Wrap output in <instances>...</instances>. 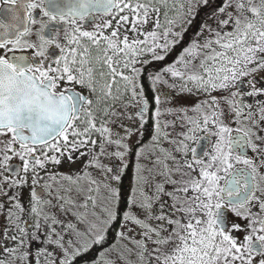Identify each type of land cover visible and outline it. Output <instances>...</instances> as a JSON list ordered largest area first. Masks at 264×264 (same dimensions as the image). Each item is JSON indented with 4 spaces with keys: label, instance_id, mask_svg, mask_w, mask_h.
Wrapping results in <instances>:
<instances>
[{
    "label": "snow or ice",
    "instance_id": "snow-or-ice-1",
    "mask_svg": "<svg viewBox=\"0 0 264 264\" xmlns=\"http://www.w3.org/2000/svg\"><path fill=\"white\" fill-rule=\"evenodd\" d=\"M184 2L180 0L181 5ZM188 2L191 3V0ZM204 3L207 4V0ZM157 4L166 7L168 0H0V138L9 137L7 141L0 139V145H4L0 147V169H8L9 174L19 176L18 170L9 168V162L19 158L24 165L23 172L34 173L32 180L35 187L37 177L44 179L36 171L37 168L45 170L49 164L60 166L65 159L69 165H75L78 159L91 154L90 162L82 170L83 175H50V179L61 184L62 189L64 185L68 186L64 189L67 196L56 197L60 202V212L67 215L72 209H84L82 213L77 211L73 215L77 217L76 224H84L85 230L81 231L71 223L61 224L54 213L49 214L45 210L55 209L57 205L51 201L45 203L33 191L29 214L33 218L35 231H29L28 227L23 226L24 209L13 197L11 206L14 211L7 216L8 230L0 233V264H41V260L47 261V264H74L76 258L84 256L93 247L106 244L108 234L117 226L116 242L102 253L113 254L117 259L108 260L107 264H132L124 251L129 256L137 255L139 264H144L145 260L155 261L156 264H264V217L252 219L250 234L244 236L241 246L231 234L239 233L242 229L238 225L227 228L225 215L221 211L225 209L239 217L241 213L236 210L245 209L255 199L257 169L264 168V160L257 166L245 153L249 149L254 153L264 151L255 146V141L264 142L259 135V132H264L261 126L264 124V106L258 108L255 114L260 116V122H251V128L247 130H241L239 126H225L222 113L218 110L215 114L211 109L202 111L208 103L216 104L218 109L215 100L202 101L192 109L198 117L194 123L189 119L190 131L182 139L197 143L193 133L207 132L218 139L213 154L208 155L205 151L198 153L193 148L191 161L182 163L161 149L165 159L152 161L159 169L156 175L162 177L156 185L155 200L159 203L161 197L172 199L174 219L168 215H154L153 197L145 196L143 192L140 195L146 202L138 207L146 213L144 217L133 213L121 216L116 205L111 203L112 200L118 202L119 193L110 184L104 187L111 206L101 207L91 196V191L99 193V188L86 169L101 168L117 184L123 174H114L112 169H104L99 164L106 145L123 149V152L115 153L116 159L122 160L128 152L123 139L130 137L129 130L125 129L127 136L121 138L116 134L113 138L112 131L105 124L108 117L119 119L117 112L113 111L117 101L122 103L118 80L124 82L125 90L131 87L133 100L141 105L143 113H147L149 105L144 101L143 91L139 96L135 91L137 78L143 75L137 63L142 62L143 55H152L157 61L165 60L185 31L182 26L180 33L164 32L161 41L157 35L160 29L158 20L151 33L140 31V28L147 27L153 14H159ZM2 5L9 7L4 9ZM230 8L234 12H228ZM37 9L43 12V16L34 19L33 13ZM188 15L195 18L191 9ZM218 15H227L226 20L219 21L220 28L232 30L213 32L207 29V25L203 26L215 38L203 43L194 42L175 64L165 69L173 79L191 85L193 94L203 92L210 96L212 92L235 88L248 76L264 72V59L261 58L264 57V0H227ZM101 17L105 22L97 24L93 32L77 27L78 23L83 26L84 21ZM37 24L40 32L34 33L29 26ZM57 24L67 25L63 29L66 33L64 44L59 43V32L54 27ZM53 32H56V36L52 35ZM129 32L132 36L128 35ZM169 35L174 37L171 42ZM32 36L37 37L35 42L26 39ZM138 36L143 40L136 39ZM201 36L203 31L198 34L197 40ZM53 47L58 49L59 58H49L47 50ZM204 53L210 55L204 56ZM126 71L132 72V76L124 75ZM160 82L159 77L153 81L154 84ZM249 84L255 89L254 82L249 81ZM247 94L264 96V91L253 90ZM232 97L236 99L237 93L233 92ZM110 101L112 103L108 107ZM156 104H160L159 98ZM233 108L235 124L250 106L237 102ZM160 114L157 109V120ZM144 123L147 121L142 120V125ZM209 126L215 132H209ZM253 129H259V132ZM159 132L157 128L158 136ZM93 134L104 143L93 139ZM200 139L205 140L204 137ZM14 145L20 150L17 151ZM200 147L203 149L204 145ZM36 149H41L43 155H37ZM95 149H99V154ZM179 151L183 156H188L187 144L181 145ZM201 155L208 163L201 159ZM168 161L177 164L175 171L169 167ZM237 165L243 167L237 168ZM143 171L142 168L138 169V182L139 179H147L142 176ZM193 173H197L199 178L194 177ZM174 176L180 179H173ZM85 178L92 187L85 202L78 204L71 194L75 189L77 196L84 195L80 181ZM260 179L264 180V176H260ZM221 180L224 181L223 187H219ZM10 183L13 187H24L28 182ZM167 185H171L174 191H166ZM46 187L51 188L52 185L47 184ZM260 192L264 195V189H260ZM190 193L193 195L190 196ZM0 194L7 195L2 186ZM255 203L264 213V202L255 200ZM89 206L93 210L99 209L101 214L93 211L89 217ZM132 207H137L134 200ZM2 213L3 207L0 206ZM198 214L206 217V220L197 218ZM242 218L249 219L247 215ZM150 221L156 222V226ZM45 227L49 230L45 231ZM132 232L138 236L142 233L143 239H133L127 234ZM69 235L73 236L72 240L65 239ZM121 241L127 242L123 245L124 251L121 250ZM33 243L43 245L37 249L35 258L31 253ZM12 244L15 247H11ZM149 244L153 246L151 252ZM170 245L174 247L169 248ZM53 247L61 252V258L48 251ZM133 249L137 252L134 253Z\"/></svg>",
    "mask_w": 264,
    "mask_h": 264
},
{
    "label": "flooded vegetation",
    "instance_id": "flooded-vegetation-1",
    "mask_svg": "<svg viewBox=\"0 0 264 264\" xmlns=\"http://www.w3.org/2000/svg\"><path fill=\"white\" fill-rule=\"evenodd\" d=\"M174 2H175V7H173L172 10L166 11V13L171 14V15H175V17H176L175 31L174 32L180 33L182 26L185 28V31L181 34V39L177 43L176 47L171 48L169 50V52L167 54V58L163 61H158L160 64L159 68H158L159 70L154 74V76L157 73H159L162 69H164L165 67L170 66L174 61H177L179 59L178 56L182 55V53L186 49H188L194 42L195 43L207 42L209 40L207 29L211 25H214L216 23H218V25H220L219 24L220 20H222V19L226 20L227 19V15H225L223 17L218 15L219 9L223 6V4L225 2H227V0H207V4L204 3V0H200L199 3H197V0H191V3H189L188 0H185L183 5H181L180 0H174ZM2 7L8 8L9 5H2ZM181 7H183V11H181ZM189 9H191V11L195 17L194 19L190 18L188 15ZM228 12H229V10H228ZM42 16H43V12L39 11V9H37V11L33 13L34 19H39ZM108 19L110 20L111 18L109 17ZM42 22H46V21H42ZM104 22H105L104 18L101 17L98 20H86L83 22V26H81V24L78 23L77 27L81 28L82 31L86 30L89 32H93L96 30L97 24H103ZM113 23H115V22H113ZM205 25H207V29H205L203 27ZM188 26H191V27L188 28ZM29 27H31V30L34 33L40 32L39 24H37L35 26L30 25ZM54 27L56 28V32H59V43L64 44L65 43L64 37H65L66 33L63 31V29H65L67 27V25L57 24ZM218 27H220V26H218ZM231 30H232L231 28L228 29V31H231ZM202 31H203V36H201L199 38V40H197L198 34ZM56 32H53L52 35L56 36ZM142 32H144L146 34L150 33V31L145 32L144 29L142 30ZM26 39H30L33 42H35L37 40V37L32 36V37L26 38ZM173 39H174V37H172V40ZM142 40H143V37H142ZM47 51H48L49 58H59V56H60L58 49H56L54 47L49 48ZM0 55H2V53H0ZM261 58L264 59V57H261ZM156 61L157 60H155L153 62H156ZM38 62H41V61H34V63H38ZM43 62L48 63L49 61H43ZM150 65H151V63L145 65L142 68L143 75H140L137 78L138 92L140 94L141 90L144 89V91H145V92H143L144 93V101L147 103H149L147 97L150 94V83H149ZM154 76H153V81H154ZM153 81L151 83V89L154 93V105H153L152 109L148 108V110H147V118L144 120L147 122L149 121L150 114H152L153 110L157 106L156 105V93H155V90L153 88ZM249 81L254 82L255 89H253L251 87V85L249 84ZM76 90L80 91L79 89H76ZM253 90L264 91V72H257L253 76H248L246 79L242 80L235 88H231V94L233 92H235V93H237V97H236V99H233V97L231 95V99H229L230 103L224 104L225 106H227L228 108L231 109L232 113L230 114L227 111L228 115H227L226 121H224L223 123L228 122L232 119V124H231L230 128H236L237 126H239V128L241 130H247V129L251 128V122H253V121H255L257 123L260 122V116L255 115V114L257 113L258 108H260L261 106H264V96H249L247 93L250 91H253ZM162 93H163V97L161 98L162 101L164 98H167V97H177V96H180L179 98L183 97V95H175V93L172 90H170L169 88H165ZM237 102H239L240 104L249 105L250 108L245 109L244 110L245 115L241 116L240 120L234 124L233 121L236 119V117H235V109L233 108V105L236 104ZM141 111H142V109H141ZM245 120H247L249 122L248 123H240V121H245ZM145 124L146 123L143 124L141 132H139V133L133 132V135L138 136V138L136 140L137 144L134 145V150L139 145L147 144V142L150 141V139L152 138L151 135L153 133L154 127L152 128V132L150 134V137L147 138L146 140L144 139L143 127ZM261 126L264 127V124H262ZM257 130L259 132V129H257ZM253 131H256V129H253ZM120 133H121V135H120ZM170 133L172 135V138L176 137V135L173 134V132H170ZM116 134H119V136L122 138L124 135V126H119L118 128H116L114 138H115ZM233 134L235 135V133H233ZM183 135H187V131L183 132ZM259 135L262 138H264V132H259ZM160 137H159V139H160ZM201 137H204L205 140L202 141L200 139ZM0 139L7 141L9 139V137H4V138H0ZM253 139L255 141V138H253ZM196 141H197V143H195L191 149L195 148L198 153L205 151L208 154L211 151H213V146H212V144H210L208 135L202 134ZM172 145H173V148L170 150ZM200 145H204L203 149L200 147ZM180 146H181L180 144H170V142H169L167 145L168 153L171 154L172 152H175L176 156H180L181 151H178ZM255 146L259 149L264 150V142L255 141ZM0 147H4V145H0ZM14 147H16L17 151L20 150L18 146L14 145ZM188 149H189V154H191V149L189 147H188ZM111 150L114 152V154L116 152H118L116 149L111 148ZM36 152L38 155V149H36ZM122 152H123V149H122ZM245 155L249 159H252L257 166H259L261 161L264 160V151H261L259 153H254L251 151V149H249L245 153ZM174 158L181 159L178 157H174ZM201 159H205V157L203 155H201ZM139 160H140L139 158L136 159V161H139ZM136 161H134V159H133V162H131L132 165H127V166H125V164L119 159H117V161H112V160L107 161V163L111 162V164H108V166L110 167V169L113 170V173L117 174V175L121 174V173H118V168H117L118 163L120 162L123 165V171H122L123 174L120 175V183L117 184L114 180L111 181L112 188H114L119 193L118 202H117V200H114V205H116V208L118 209L119 214L121 216H123L126 213H133L134 214L135 208L132 207V201L134 200L138 204H142V203L146 202L144 200V197L140 195V193L143 192L145 196L153 197L151 203H152V213L154 215L163 214V215H168L170 218L174 219L175 218V216L173 215L174 201L168 197H161L159 199V203L156 202L155 194L152 191H149L147 189V186L144 184V182L142 184H140V179L138 182V175H136V173L132 171V166L136 165ZM23 167H24L23 162L21 160H19V158H16V159H13L9 162V168L18 170L20 172L19 176L9 174L8 169H0V186H2L3 192L7 193V195L0 194V206L3 207V213L0 214V233H3V232L8 230L9 221L7 219V216L9 214V212L14 211L12 209V206H11V200L13 197L17 198V202L20 203L22 208L24 209V215L22 218L23 226L28 227L29 231H35L34 227H32L33 218L29 214L30 209L32 207L31 193L33 191H35L38 194L39 198L42 201H44L45 203L48 201H51L53 204L57 205V207L55 209L46 208L45 210L48 211L49 214L54 213L57 216V218L60 220L61 224L66 225L67 223H71L74 226H77L81 231H84L83 230L84 224H80V225L76 224L77 217L73 215L74 212H77V211H75V209L70 210L67 213V215L60 212V210H59V203L60 202L58 199H56V197L59 195L67 196L68 194L60 192L58 190V188L61 187V184L55 183L50 179V175L56 174V172L47 171L46 169L41 170V169L37 168L36 171L39 172L40 175L44 177V179L40 180L39 177H37L38 183L35 187H33L32 177H33L34 173L30 171L27 174H25L23 172ZM236 167L241 168V167H243V165H237ZM257 170H258V176H257L255 183L257 184L258 189L256 191V196H255V199L253 200V202L248 204L245 209H237L236 210V211H239L241 213V215L239 217L233 215L232 213L227 212L225 209L221 210L225 215L226 222H227L226 223L227 228L230 229L233 225H238L242 229V231L239 233H232L233 238L236 239L238 244H240L241 246L243 245L244 236L246 234H250V229L252 227V219H259L261 217H264V213L260 212L259 205L257 203H255V200H260V201L264 202V195H262L260 192V189H264V180L260 179V176H264V168L258 167ZM143 176H145V175H143ZM5 180L9 181V183H3V181H5ZM24 180H27V182H28L27 186H24V187H13L12 184L10 183L11 181H16V183L19 184V183H23ZM144 181L148 182L147 180H144ZM47 184H51L52 187L51 188L46 187ZM223 186H224V181L221 180L219 187H223ZM168 192H173V191H168ZM49 193H51V194H49ZM167 198L169 199V201ZM248 209H251V211H248ZM213 211H214V209H213ZM100 214L101 213L99 212V215ZM145 215H139V217H144ZM244 215H247L249 217V219L248 220L243 219L242 217ZM205 220H206V217H205ZM149 223H151L154 227L156 226V222H154V221H150ZM48 230L49 229L47 227H45V231H48ZM118 230H119V227L117 226L116 232ZM170 230L174 231V229H170ZM14 231H15V229H13V232ZM57 231H59V227L57 228ZM138 238L143 239V234H140L138 236ZM65 239L66 240H72L73 236L72 235L66 236ZM115 242H116V235H115V239L107 247L102 248L103 245L93 247L92 250L90 252L85 253L84 256H82L80 258H76L74 261V264H107L108 260H116L117 257L113 254L102 255V253H105L106 249L111 248V246ZM253 243H255V240H253ZM123 245H121L122 251H124ZM11 247H15V244H12ZM42 247H43V245H40V244H36V243L32 244L31 253H32L33 258L36 257L37 249L42 248ZM148 247H149V251L151 252V249L153 246L151 244H149ZM48 251L53 253L56 257L61 258V252L58 249L53 247V248H49ZM124 255L127 257L128 260H130V258H132V257H136L138 259L137 255L129 256L126 251H124ZM106 257H108V259H106ZM3 259L7 260L8 257H3ZM134 263H136L135 260L132 262V264H134ZM41 264H47V261L41 260ZM144 264H155V261L149 262L148 260H145ZM254 264H255V262H254Z\"/></svg>",
    "mask_w": 264,
    "mask_h": 264
},
{
    "label": "rangeland",
    "instance_id": "rangeland-1",
    "mask_svg": "<svg viewBox=\"0 0 264 264\" xmlns=\"http://www.w3.org/2000/svg\"><path fill=\"white\" fill-rule=\"evenodd\" d=\"M233 2H234V0H233ZM150 7H151V5H150ZM156 7L159 9V14L158 15L153 14L149 19L147 27L140 28V31H142L144 29L145 32L150 31V33H151L155 28V21L158 20L159 24H160V29L158 30L157 35H158L159 39L161 41H163V39H164L163 33L164 32L175 31L176 17H175V15H171V14L166 13V11L172 10L173 7H175V2H174V0H168V4L166 7H160L159 4H157ZM228 10H229V12H234V9L230 8ZM218 26H220V25H218V23H216L214 25H211L208 29H210L213 32L219 31L221 33L228 31V29H222ZM207 33L209 36V40L215 38V37H212L209 35L208 30H207ZM128 35L132 36V33L129 32ZM136 39L142 40V37L138 36V37H136ZM168 40L169 41L172 40L171 35H169ZM149 43H152V42L149 41ZM160 55H164V53H160ZM207 55H210V53H204V56H207ZM181 56L182 55H179L178 58H180ZM153 61H155V59L152 55H143L142 62H138L137 67L142 69L145 65L150 64ZM175 62L176 61H174L171 65L175 64ZM198 63H199V61H197V64ZM170 66L165 67L164 69H162L159 73H157L154 76V80L156 77H159L160 81H161L158 84L153 83V88H154L155 93H156V99L159 98L160 104L159 105L156 104L157 106L151 114L154 129H153V133H152V138L150 139V141L147 142V144L139 145L134 150V145L137 144L136 140H137L138 136L133 135V132L139 133L142 131V126H143L142 120L144 121L147 118V113H143L141 111V105L136 100H133L132 94H131V87L129 86V88L127 90H125V88L123 87V84H124L123 81L118 80V84H117V86H119L121 88L122 103L120 101H117L116 107L113 109V111L117 112L119 119H114L113 117H108L105 119V124L112 131L113 138L115 135L116 128H118L119 126H124L123 137L128 135V133L125 132V129H128L129 132L131 133L129 138L123 139V143L126 144L128 147V152L126 154H124L123 159L121 161L125 164V166H127V165H132L131 162H133V159H134V161H136V159L139 158L140 160L136 161V165L132 166V171L135 172L136 175H138V169L142 168L145 170V171H143L142 174L146 176V178H147L146 180L148 182L144 181L145 179H140V184H142L144 182V184L147 186V189L149 191H152L154 194H155V190H156V185L158 182H160L162 180V177H159L156 175V173H157V171H159V169L157 168V166L154 163H152V161H154L156 159H161V160L165 159V157L163 156V154L161 152V149L166 150L168 152L167 145L169 142H170V144H180V145L187 144V146L190 149L195 144V143H192L191 141H183L181 139L183 136H185V135H183V132L187 131V134H188L190 131V127L188 124L189 119H191L194 123L198 117V114L193 112L192 109L196 108L197 105H200L202 101L215 100L219 106L218 109H217L216 104L208 103V104L204 105V107L202 108V111L207 112L209 109H211L212 114H215L218 110L220 113H222L221 118H222L223 122L226 121L228 112L230 114L232 113L231 109L224 105V104L230 103L229 99H231V95H232L231 94V88H229L226 91L212 92L210 96L203 93V92H195L193 94L194 90L192 89L191 85L182 84L180 79H173L171 77V75H169L165 72V69L169 68ZM254 66L255 65H253V67ZM121 67H123V65H121ZM105 72H107V69H105ZM123 74L126 76H129V77L132 76V72H130V71H126ZM165 88H169L170 90H172L175 93V95H183V97L182 98H179L180 96L167 97V98H164L162 101L161 100V98L163 97L162 92ZM185 89H188V91H185ZM135 91H136V95L139 96L140 94L138 92L137 81H136ZM111 103L112 102L110 101L109 105H107V106L110 107ZM125 106H127V107H125ZM157 109H159V111L161 113L159 116V120H157L155 117ZM137 117H141V119H137ZM100 118H103V117L101 116ZM108 121H112V123H108ZM77 123L79 124L80 122L78 121ZM223 124L227 127H230L232 124V119L228 122L223 123ZM157 128H159V130H160L159 136L157 135ZM166 128L170 132H173V134H175L176 137L172 138L171 133ZM256 131L258 132L257 129H256ZM209 132H215V129H213V128H211V126H209ZM202 134L209 136L210 144H212L213 150H214V146L218 142L217 137L210 136L207 132H198V133H193V138L195 140H197ZM120 135H121V133H120ZM159 137H160V139H159ZM92 138L96 139L98 141V143H104V141L100 140L96 134H93ZM111 148L116 149L118 152H122V149H117L113 145H111V146L106 145L105 154L99 160V164L104 169L110 168L108 166V164H111V162L107 163L108 160L117 161V159L115 158V154L111 150ZM172 148H173V145L171 146L170 150ZM179 149H181V146ZM179 149H178V151H179ZM94 151H96L97 154H99V149H95ZM109 154H111V155H109ZM212 154H213V151H211L208 155H212ZM38 155H43L41 149H38ZM171 155L173 157L181 158L183 161L181 159H177V158H174V159L177 162H182V163L190 162L192 159L191 154H188V156H183L181 153L180 156H176L175 152H172ZM90 159H91V154L89 155V157H85L83 159H78L75 165H69L67 163V160L65 159V161L60 166L51 165V164L47 165L46 170L47 171H54L56 173H63L65 175H72V174L83 175L82 170L84 169V165L88 164L90 162ZM203 160L205 163H208L206 158ZM168 165L170 168L173 169V171H175L177 168V164L173 163L172 161H168ZM117 168H118V173H121L123 171V165L120 162L118 163ZM181 170L182 171H188V170H184V169H181ZM86 171L89 173L90 179L97 182L96 186L99 188V193H97L95 190L91 191L92 198L95 199L101 207L111 206V205H109V199L107 196L108 191L104 187L105 185H108V184L111 185V181H112L111 176L109 174L105 173L103 170H101V168H89V169H86ZM192 175L196 178H199L197 173H193ZM145 176H143V177H145ZM173 179H180V177L174 176ZM87 180H88V178H85L84 180L80 181V185L84 190V195L77 196L76 190L73 189V191H72V194H71L72 199L78 204H83L85 202L87 195H88V192L92 187L91 185L88 184ZM67 187L68 186L65 185V186H63V189H62V187H59L58 190L60 192L67 193V191L64 190ZM166 191H174V189L171 187V185H167ZM189 195L191 196L193 194L190 193ZM168 201H169V199H168ZM111 203L114 204V200H112ZM136 204H137V207L135 208L134 214H137L138 216L139 215H145L146 213L141 211V209L138 207L140 204H138V203H136ZM75 211H79L82 213L84 211V209H75ZM93 211H95L96 214L99 215V209L93 210L91 208V206H89V208H88L89 217H91V214ZM197 218L205 220V217L200 216L199 214H198ZM181 219L183 220L182 217H181ZM83 230H85V225H83ZM137 231H139V230H137ZM127 234L130 235L133 239H140V238H138V235L136 234V232L127 233ZM125 243H127V242L121 241V245H123ZM128 247H131V245H128ZM171 247H174V245L169 246V248H171ZM133 251L137 252L136 249H133ZM108 257H106V259H108ZM130 260L132 262L135 260L136 263H134V264H139L138 259L136 257H132V258H130ZM155 264H156V262H155Z\"/></svg>",
    "mask_w": 264,
    "mask_h": 264
},
{
    "label": "trees",
    "instance_id": "trees-1",
    "mask_svg": "<svg viewBox=\"0 0 264 264\" xmlns=\"http://www.w3.org/2000/svg\"><path fill=\"white\" fill-rule=\"evenodd\" d=\"M191 26H188V28H190ZM159 62L156 61V62H152L151 65H150V74H149V83H150V94L149 96L147 97L148 98V105H149V108L152 109L153 105H154V93L151 89V83L153 81V76L154 74L159 70ZM141 91L145 92L144 89H142ZM152 128H153V121L151 118H149V121L144 125L143 127V137L144 139L146 140L147 138L150 137V134L152 132ZM116 228H113L111 230V232L108 234V238H107V243L104 244L102 246V248H105L107 247L109 244H111V242L115 239V235H116Z\"/></svg>",
    "mask_w": 264,
    "mask_h": 264
},
{
    "label": "water",
    "instance_id": "water-1",
    "mask_svg": "<svg viewBox=\"0 0 264 264\" xmlns=\"http://www.w3.org/2000/svg\"><path fill=\"white\" fill-rule=\"evenodd\" d=\"M4 9H7V8H4Z\"/></svg>",
    "mask_w": 264,
    "mask_h": 264
}]
</instances>
